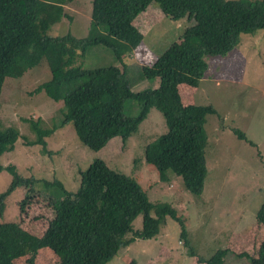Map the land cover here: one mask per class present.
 I'll return each instance as SVG.
<instances>
[{"label": "trees", "instance_id": "16d2710c", "mask_svg": "<svg viewBox=\"0 0 264 264\" xmlns=\"http://www.w3.org/2000/svg\"><path fill=\"white\" fill-rule=\"evenodd\" d=\"M151 3L173 20L186 18L191 22L148 65L136 64L132 69L140 79L158 78V85L133 91L125 58L137 48L142 35L131 20ZM36 6L37 0H0V93L5 77L22 76L44 57L50 78L33 92L43 91L53 101L62 102L59 125L48 129L38 120H26L35 134L30 143L44 147L46 136L58 126L71 123L83 145L99 150L114 136L125 141L154 107L162 113L167 132L145 145V161L157 170L161 181H169V173L179 175L186 190L199 196L206 174L204 125L206 116L216 114V110L211 104L182 103L177 88L181 83L193 87L199 84L207 68L206 56L224 55L239 43L242 33L264 32V0H92L89 30L83 37L69 32L48 34V21L44 19L39 20L37 28ZM92 46L108 48L114 63L91 68L76 65L77 56ZM126 100L136 103L135 115L124 112ZM232 132L243 138L242 131ZM18 136L16 127H0V155L13 148ZM2 169L11 179L0 192V215L6 196L14 189L23 188V206L28 193L42 183L44 191L52 189L49 196L54 216L38 237L14 222H0V264H13L23 256L32 261L42 247L56 255L53 264H106L136 237H155L166 215L178 222L179 236L188 245L185 221L173 207L149 201L134 178L110 168L100 158L79 171L74 191L66 190L57 179L25 177L14 165L0 164ZM56 190H62L60 197L54 195ZM138 214L142 216L141 228L133 230L131 224ZM255 216L264 226V187ZM130 232L133 234L127 237ZM229 251L235 253L219 248L208 258L196 257L197 262L223 264ZM237 255L246 257L248 264H264V236L254 255ZM127 264L137 262L130 259Z\"/></svg>", "mask_w": 264, "mask_h": 264}, {"label": "rangeland", "instance_id": "374dc122", "mask_svg": "<svg viewBox=\"0 0 264 264\" xmlns=\"http://www.w3.org/2000/svg\"><path fill=\"white\" fill-rule=\"evenodd\" d=\"M37 0L34 21L47 20L45 31L52 35L67 32L76 37L87 35L90 25L92 0ZM190 20H173L151 3L131 20L142 35L137 48L125 58L129 65L127 76L133 91L156 87L158 78H139L137 65H148L162 53ZM34 25V23H33ZM207 68L195 87L178 85L182 103L211 104L216 114L206 116L205 147L206 174L199 196L192 195L179 175L169 173V181H161L157 170L144 159L145 145L167 132L162 113L150 108L135 133L125 141L112 137L99 150H91L77 138L71 123L58 126L46 136L45 146L31 144L35 134L27 119L38 120L42 128L59 125L62 102L53 101L35 87L50 78L46 59L25 71L20 77H5L0 93V127H16L19 136L11 150L0 155L3 167L14 165L19 174L40 180H59L66 190L78 186V173L95 158L102 159L110 168L134 178L152 203H166L183 217L186 240L179 236L178 222L165 216L155 237L135 238L118 250L106 264H200L197 258H208L219 248H230L223 264H248L241 252L254 255L264 236V226L257 222L256 211L263 200L264 187V32L242 33L239 43L221 56H206ZM115 61L105 47H89L78 55L75 64L83 68L104 66ZM137 68V67H136ZM136 72V75L135 73ZM134 101L126 100L124 112L137 113ZM240 130L243 138L232 130ZM31 142V143H30ZM30 143V144H29ZM44 148V149H43ZM11 179L10 173L0 171V192ZM42 183L28 193L24 205L22 187L6 196L0 222H14L33 236H40L54 216L49 193ZM62 190L54 191L60 197ZM56 192V193H55ZM153 214V211H151ZM141 214L131 224L141 228ZM130 232L126 236L129 237ZM194 251L195 255H191ZM20 257L13 264H53L57 257L47 247L40 248L31 258Z\"/></svg>", "mask_w": 264, "mask_h": 264}]
</instances>
